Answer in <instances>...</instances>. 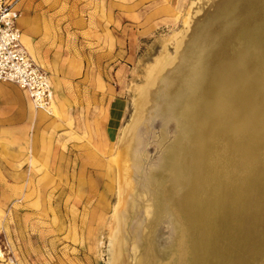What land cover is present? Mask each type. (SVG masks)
Returning a JSON list of instances; mask_svg holds the SVG:
<instances>
[{"label": "rangeland", "instance_id": "374dc122", "mask_svg": "<svg viewBox=\"0 0 264 264\" xmlns=\"http://www.w3.org/2000/svg\"><path fill=\"white\" fill-rule=\"evenodd\" d=\"M18 7L59 111L0 81V264H264V0Z\"/></svg>", "mask_w": 264, "mask_h": 264}, {"label": "built area", "instance_id": "2783aa9c", "mask_svg": "<svg viewBox=\"0 0 264 264\" xmlns=\"http://www.w3.org/2000/svg\"><path fill=\"white\" fill-rule=\"evenodd\" d=\"M21 0H0V81L13 83L37 109L49 111L53 101L51 76L21 43L17 19Z\"/></svg>", "mask_w": 264, "mask_h": 264}, {"label": "bare ground", "instance_id": "6f19581e", "mask_svg": "<svg viewBox=\"0 0 264 264\" xmlns=\"http://www.w3.org/2000/svg\"><path fill=\"white\" fill-rule=\"evenodd\" d=\"M21 16V15H20ZM20 16H19V18H20ZM19 18L17 19V22H18V20H19ZM19 26V25H18ZM161 61H162V63H163V60L161 59L160 61H157V63H156V65L153 67V68H155L156 70L159 68V66H160V64H161ZM226 66V65H225ZM223 68H225L224 66L222 67V69ZM221 69V68H220ZM221 69V70H222ZM228 69V68H227ZM227 69H224V70H226L227 71ZM221 70H219V72H221ZM229 71V70H228ZM222 72L223 73H225V71H223L222 70ZM221 72V73H222ZM220 73V74H221ZM223 73H222V76H223ZM240 73V72H239ZM238 73V74H239ZM227 74V73H226ZM226 74H224V77H227V76H225ZM218 75V74H217ZM231 75V74H230ZM212 76V75H211ZM238 76V75H237ZM239 76H241V75H239ZM213 77V76H212ZM242 77V76H241ZM215 78V77H214ZM239 78L240 77H238V80H239ZM236 79V78H235ZM241 79V78H240ZM242 80H243V78H242ZM237 81V80H236ZM245 82V81H244ZM243 82V83H244ZM237 83H238V81H237ZM241 85H243V86H241V90L240 89H238L237 90V88H236V96L233 94V100L235 99L236 100V102L238 101H240V97H242L243 95H241L242 93H243V89L244 88H242V87H244L245 86V84H242V83H240ZM250 85V84H249ZM231 89H232V87H230L229 85H224V87L222 88V90H221V93H220V99H221V101L220 102H222V104H213L212 106H211V109H210V115H208V116H212L213 117V119H215L216 120V122H217V124H224V126H225V124H226V122H224V119H226L227 117H229L228 115H232L233 114V117L232 118H238L239 119V121H241V120H245V119H243V117H245L244 115V112H246L245 111V109L246 108H248V110H250L251 108H253L254 109V106L252 105L253 103L251 102V105H248L246 102H244V101H242V111L239 113V109L238 110H233V107H232V104H231V101H230V99H231ZM233 90V89H232ZM207 91V90H206ZM210 91V90H209ZM223 91V92H222ZM201 98V97H200ZM219 100V99H218ZM244 102V103H243ZM201 104V103H200ZM199 104V105H200ZM208 104V103H207ZM139 102H138V100H137V102H136V113H135V115H134V118L132 119V121H131V123H130V125L128 126V130H127V132H131L132 130H133V127H134V125H135V121H136V119H137V117H138V113H139ZM198 105V106H199ZM202 105V104H201ZM204 105H206V103L204 104ZM247 105V106H246ZM257 105V104H256ZM255 105V106H256ZM33 106V105H32ZM34 107V106H33ZM197 107V106H196ZM208 107V106H207ZM246 107V108H245ZM35 108V107H34ZM35 109H37V108H35ZM54 106H53V104H51V107H50V109H49V111H47L48 113H52V112H54ZM233 111V113H231V110ZM253 109H251V111L253 112ZM37 110H42V109H37ZM45 110V109H44ZM202 109L200 108L199 109V111H201ZM206 111V110H205ZM262 112V111H261ZM191 113V112H190ZM237 113H239V115H237ZM248 113V112H247ZM200 114H201V112H200ZM198 115V114H197ZM199 116V115H198ZM239 116V117H238ZM247 116V115H246ZM241 117H242V119H241ZM253 117V116H252ZM231 118V117H230ZM246 118V117H245ZM257 118V117H256ZM229 119V118H228ZM260 119V118H259ZM262 119V118H261ZM207 120V118H205V121ZM205 121H203V122H205ZM232 121V120H231ZM230 121V122H231ZM245 121H247V119L245 120ZM249 121H250V119H249ZM248 121V122H249ZM228 123V122H227ZM232 123H233V121H232ZM238 123H240V122H238ZM242 123V122H241ZM201 124H204V123H201ZM249 124V123H248ZM242 125V124H241ZM247 125V124H246ZM244 126V125H243ZM256 127V126H255ZM254 127V128H255ZM239 128V127H238ZM250 129V128H249ZM254 130V129H253ZM235 131V130H234ZM237 133V132H236ZM200 137H201V134L199 135ZM199 136H198V138H199ZM238 136V135H237ZM264 136V135H263ZM200 139V138H199ZM198 139V140H199ZM199 142H201V139H200V141ZM206 151V150H205ZM198 169V168H197ZM188 196H189V199H190V201H192V198H193V196L192 195H189L188 194ZM186 198V197H185ZM189 201V202H190ZM119 264V263H118Z\"/></svg>", "mask_w": 264, "mask_h": 264}, {"label": "crops", "instance_id": "0c3cea01", "mask_svg": "<svg viewBox=\"0 0 264 264\" xmlns=\"http://www.w3.org/2000/svg\"><path fill=\"white\" fill-rule=\"evenodd\" d=\"M18 23H19V25H20V19L18 20ZM39 38H41V37H39ZM41 41V43L42 44H44L43 42V40H40ZM43 41V42H42ZM24 42H25V45H26V47H28V49H31V46H30V44H29V42H27V41H25L24 40ZM47 45H46V43L43 45V47L42 48H40V49H42L41 50V52H43V50L45 49V48H47L46 47ZM50 51H52V49L50 50ZM62 57V56H61ZM62 79L64 80V76L62 77ZM30 108L31 109H33L34 111H37V113L39 114V115H43V113H42V111H39V110H37V109H35L33 106H32V104L30 103ZM54 109H55V114L59 111V107L57 106V105H54Z\"/></svg>", "mask_w": 264, "mask_h": 264}]
</instances>
